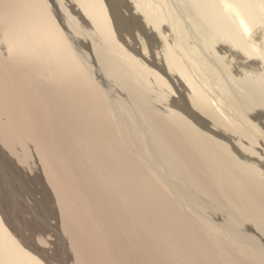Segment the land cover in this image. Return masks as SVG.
Masks as SVG:
<instances>
[{"label":"bare ground","instance_id":"6f19581e","mask_svg":"<svg viewBox=\"0 0 264 264\" xmlns=\"http://www.w3.org/2000/svg\"><path fill=\"white\" fill-rule=\"evenodd\" d=\"M135 1L0 0V264H264V0Z\"/></svg>","mask_w":264,"mask_h":264},{"label":"rangeland","instance_id":"374dc122","mask_svg":"<svg viewBox=\"0 0 264 264\" xmlns=\"http://www.w3.org/2000/svg\"><path fill=\"white\" fill-rule=\"evenodd\" d=\"M62 1H64V0H62ZM135 2H137V0H136ZM120 8H121V7H120ZM122 9L125 10L126 7L122 8ZM70 10H72V9H70ZM147 11H148V12H147L148 14H149V13H152V9H151V8H148ZM71 13H73V11H71ZM79 22H80V20H79ZM81 24H83V23H81ZM154 39H155V40H154ZM153 40L158 42V38H156V37H153ZM83 46H84V45H83ZM150 65H153V64H150ZM153 67H154V65H153ZM161 73H162V72H161ZM162 75H164V74H162ZM163 78H164V79H167V78H166V75H164ZM166 82H167V80H166ZM150 97L153 98V101L155 100L152 94H150ZM154 102H156V101H154ZM156 107H158V106H156ZM253 233H254V232H253ZM22 234H23V233H22ZM23 235L26 236V237H28L27 233H25V234H23ZM15 236H16V235H15ZM16 237H17V236H16ZM30 237H31V236H29V238H30ZM44 247H46V246H44ZM48 248H49V247H48ZM49 249H50V248H49Z\"/></svg>","mask_w":264,"mask_h":264}]
</instances>
